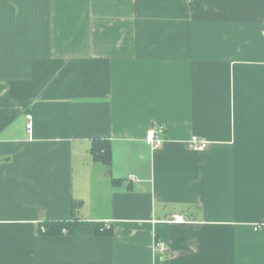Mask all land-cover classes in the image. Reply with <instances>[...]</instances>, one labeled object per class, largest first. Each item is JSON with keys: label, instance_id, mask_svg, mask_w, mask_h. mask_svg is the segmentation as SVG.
Instances as JSON below:
<instances>
[{"label": "crops", "instance_id": "0c3cea01", "mask_svg": "<svg viewBox=\"0 0 264 264\" xmlns=\"http://www.w3.org/2000/svg\"><path fill=\"white\" fill-rule=\"evenodd\" d=\"M0 264H264V0H0Z\"/></svg>", "mask_w": 264, "mask_h": 264}, {"label": "trees", "instance_id": "16d2710c", "mask_svg": "<svg viewBox=\"0 0 264 264\" xmlns=\"http://www.w3.org/2000/svg\"><path fill=\"white\" fill-rule=\"evenodd\" d=\"M93 162L101 163L106 167L111 163V151L108 142L95 140L92 142L90 149ZM65 231L68 234H85L91 232L93 234H110L111 229H107L103 224H84L79 222H61L55 224H46L44 232L46 234L55 235Z\"/></svg>", "mask_w": 264, "mask_h": 264}, {"label": "built area", "instance_id": "2783aa9c", "mask_svg": "<svg viewBox=\"0 0 264 264\" xmlns=\"http://www.w3.org/2000/svg\"><path fill=\"white\" fill-rule=\"evenodd\" d=\"M25 118L27 121V128L30 129L32 126L31 116L26 115ZM163 141L164 140L158 135V132L155 130L148 131L145 137L146 145H148L152 149L160 147ZM187 144L188 147L194 151H203L207 149L209 142L204 139L198 138L197 136H193L188 140ZM172 221L177 224L183 223V219L180 216H173ZM153 251L154 255H157L161 260H164L167 253V247L162 242H155Z\"/></svg>", "mask_w": 264, "mask_h": 264}]
</instances>
